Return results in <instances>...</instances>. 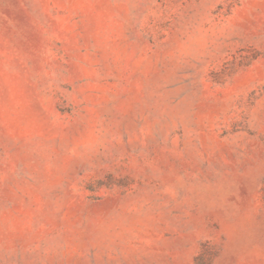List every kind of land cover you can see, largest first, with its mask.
I'll list each match as a JSON object with an SVG mask.
<instances>
[{"label":"rangeland","instance_id":"obj_1","mask_svg":"<svg viewBox=\"0 0 264 264\" xmlns=\"http://www.w3.org/2000/svg\"><path fill=\"white\" fill-rule=\"evenodd\" d=\"M0 264H264V0H0Z\"/></svg>","mask_w":264,"mask_h":264}]
</instances>
